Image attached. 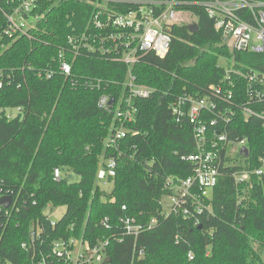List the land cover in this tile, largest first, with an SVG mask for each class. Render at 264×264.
<instances>
[{
	"label": "trees",
	"instance_id": "16d2710c",
	"mask_svg": "<svg viewBox=\"0 0 264 264\" xmlns=\"http://www.w3.org/2000/svg\"><path fill=\"white\" fill-rule=\"evenodd\" d=\"M7 7L0 0V29L6 26L2 11ZM96 8L92 0H39L33 13L40 18L28 36L7 39L0 54V194L16 200L8 214L0 211V262L29 264L32 249L21 244L38 224L41 252L54 239L81 234L89 245L108 240V264H263L258 250L264 248V89L257 100L259 86L250 87L234 71L264 73V52L229 48L201 6L178 7L194 15L196 28L171 25L168 53L144 54L132 67L136 81L152 91L132 100L134 121L125 125L128 132L118 149L110 148L106 141L114 126L113 108L99 107L97 101L102 93L115 99L121 87L104 83L91 88L85 81L120 83L126 65L97 53L65 54L72 65L66 77L56 62L58 50H67L68 36L95 32L90 19ZM220 57L225 66L218 64ZM49 68L56 71L51 78L37 76ZM184 94L216 103L219 98L208 115L217 123L208 124V131L224 132L231 141L245 139L248 147L243 163L236 164L237 159L220 166L209 201L212 212L201 215L197 225L181 215L163 216L160 204L169 192L167 177L181 180L193 173V165L182 159L197 152L192 125L176 122L170 108ZM244 107L252 114L245 116ZM101 156L116 159L108 185L97 181ZM54 168L61 171L58 181ZM259 168L262 172L255 174ZM241 173L245 179L235 180ZM47 207L50 212L65 208L53 227ZM125 216L141 223L154 218L156 224L134 238L124 233L120 218Z\"/></svg>",
	"mask_w": 264,
	"mask_h": 264
},
{
	"label": "built area",
	"instance_id": "2783aa9c",
	"mask_svg": "<svg viewBox=\"0 0 264 264\" xmlns=\"http://www.w3.org/2000/svg\"><path fill=\"white\" fill-rule=\"evenodd\" d=\"M8 7L3 10L6 26L0 29V54L6 47L7 39H15L22 35L28 36L29 30L34 26L40 15L33 13L39 4V0H3ZM97 6L90 19V25L95 32H81L67 37V50L59 49L56 62L57 71L63 76L72 74V65L66 60L65 54L73 57L85 54L91 56L94 53L104 56L113 62H122L126 65V75L123 81L111 82L87 79L86 85L91 88H100V85L109 83L112 86H120L121 92L115 99L110 95L102 93L97 101L99 107L113 108L114 126L111 128L106 144L110 148L118 149L119 142L126 137L127 123L134 121L135 108L133 99H144L150 96L152 88L140 84L132 74V67L139 58L147 53H153L164 57L171 45L172 37L170 27L176 22V14L181 11L178 7L187 5H199L205 13L214 21L215 30L225 39V43L231 49L240 52L262 53L264 52V2L258 0H92ZM108 2L128 8L119 10L108 6ZM131 7H127V5ZM29 22H33L31 26ZM56 71L47 69L43 75L38 73L39 78L49 79ZM238 77L248 80L249 86L257 84L254 97L261 100L264 89V73L244 72L236 69ZM2 83L0 82V87ZM214 89V88H213ZM220 90L214 89V94L220 97ZM221 100V99H220ZM217 102L219 98H217ZM216 101L206 97H193L188 94L178 96L170 105L171 113L176 122L186 120L192 125L197 152L182 159L193 165V173L185 179H174L167 177L165 181L169 192L164 196L168 198V210L162 207L163 216L181 215L192 222L199 223L200 216L212 212L210 198L217 184L219 168L221 165H231L234 160L244 159L242 148L247 147L245 139L231 141L224 132L216 130L208 131L209 126L217 123V117L210 118L217 108ZM19 109V108H17ZM219 118L226 120L221 110H218ZM245 116L252 111L244 107ZM264 120V110L260 114ZM208 117V119H207ZM209 121V122H208ZM209 124V126H208ZM235 145L239 150H235ZM221 148L223 154L220 153ZM234 155V157H233ZM235 158V159H234ZM243 163V162H242ZM236 164H240L236 161ZM116 159L112 156H101L97 171V181L102 185H108L107 180L115 175ZM262 169H256L255 174H260ZM247 174H235V180L243 181ZM61 178L59 168L53 169V179ZM10 196L9 194H0ZM11 197V196H10ZM163 197V196H162ZM16 200L8 207L0 206L8 214L9 208L15 207ZM161 204V200H160ZM125 209V206H122ZM45 213H50L49 207ZM56 220H51L50 225L55 226ZM125 235L137 238L138 235L155 226L156 220L141 223L135 218L122 217ZM107 226V219L103 221ZM41 227L36 224L30 231V240L21 244L26 250L32 249L29 264H101L106 256L108 240L89 245L83 241L81 234L70 235L65 238L52 240L45 252H41L42 241L39 232ZM36 249L39 253H36ZM138 251V256L142 255ZM188 258L193 259V253L188 252ZM0 264H12L0 262Z\"/></svg>",
	"mask_w": 264,
	"mask_h": 264
},
{
	"label": "rangeland",
	"instance_id": "374dc122",
	"mask_svg": "<svg viewBox=\"0 0 264 264\" xmlns=\"http://www.w3.org/2000/svg\"><path fill=\"white\" fill-rule=\"evenodd\" d=\"M175 21L176 22H180L181 21V23H186L188 25H191L192 23H195V17H194V15L192 13H190L188 11H181V12H178L176 14ZM32 24H33V22H29L28 26H31ZM218 64L220 66H225L226 65L225 59L220 57L219 60H218ZM8 113L9 114H14V111H10L9 110ZM235 150H239V147L236 146V145H235ZM233 157H234V155H233ZM237 162L242 163L243 159H240ZM76 179H77V176L73 175L72 176V180H76ZM168 203H169L168 198L163 196L161 198V205H162V207L165 210H168ZM64 213H65V208L64 207H58L57 209H55V210H53V211H51L49 213V217H50L51 220H59L63 216ZM258 253L261 254L262 262L264 264V248L259 249ZM256 264H261V263L257 262Z\"/></svg>",
	"mask_w": 264,
	"mask_h": 264
},
{
	"label": "water",
	"instance_id": "95a60500",
	"mask_svg": "<svg viewBox=\"0 0 264 264\" xmlns=\"http://www.w3.org/2000/svg\"><path fill=\"white\" fill-rule=\"evenodd\" d=\"M188 28L191 31H194L196 28V23H192L191 25L188 26ZM222 41H225V39L223 38ZM241 152L243 153L244 156L248 155V149L246 147L242 148ZM11 203V197L10 196H1L0 197V206L3 208H6L10 205ZM110 261V259L108 257H106L104 259V263L108 264Z\"/></svg>",
	"mask_w": 264,
	"mask_h": 264
}]
</instances>
